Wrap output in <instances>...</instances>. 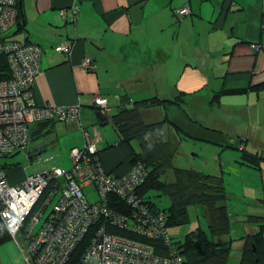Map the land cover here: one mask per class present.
I'll use <instances>...</instances> for the list:
<instances>
[{
	"label": "crops",
	"instance_id": "obj_1",
	"mask_svg": "<svg viewBox=\"0 0 264 264\" xmlns=\"http://www.w3.org/2000/svg\"><path fill=\"white\" fill-rule=\"evenodd\" d=\"M21 1L24 39L15 38L21 33L16 32L17 25L12 38L38 43L43 48L31 103L81 105L79 120L51 123L42 129L41 138L54 132L57 135L53 149L62 160L58 163L56 158L52 165L70 167V151L84 147L85 129L88 139L96 140L101 150L114 145L100 153L104 170L115 176L129 170L128 147L119 145L117 133L115 138L107 137L97 127L111 121L105 120V115L101 120L97 116L101 111L93 105L94 95L110 100L111 109L108 106L101 112H108L109 118L115 106H121L118 101L126 97L132 103L155 95L172 99L179 92L186 93L189 113L174 106L170 118L192 138L226 149H236L237 140L242 139L254 143L250 147L256 150L246 146L248 150L264 155V91L223 96L217 106L210 103L214 92L221 88L264 83V0ZM76 8L79 16L74 20L72 10ZM185 8L188 14H178ZM62 43H71L69 56L54 50ZM86 58L93 59V71L83 66ZM152 114L157 117L161 112ZM89 125L94 128L89 130ZM65 153L68 160L63 158ZM223 164L229 167L227 179L223 178L230 198L233 192L227 187L233 184L228 179L235 173L240 176L234 179L243 186V199H251L252 205L260 201L250 214L263 215L264 165L258 171L236 159ZM27 174L21 172V176L9 180L15 184ZM237 216L233 215V221ZM234 224L235 229L239 228ZM238 244L235 248L241 250ZM22 260L23 252L15 241L0 246V264H24Z\"/></svg>",
	"mask_w": 264,
	"mask_h": 264
},
{
	"label": "built area",
	"instance_id": "obj_2",
	"mask_svg": "<svg viewBox=\"0 0 264 264\" xmlns=\"http://www.w3.org/2000/svg\"><path fill=\"white\" fill-rule=\"evenodd\" d=\"M18 2L19 0H0V57H5L11 73L9 79L0 80V156L5 152L14 153L17 148H24L28 144L29 124L50 120L72 122L80 113L79 105L69 109L31 103L32 88L40 73L43 48L38 43L19 41L9 35L18 24ZM177 12L185 15L189 13V9H180ZM55 51L70 53V46L62 43L55 47ZM90 62V58H86L83 65H90ZM97 96L93 97L94 104L100 107L107 104L105 98ZM98 150L97 141L87 138L83 148L71 150L69 171L63 167L38 165L42 168L31 174L23 184L29 187L31 183L40 188L39 196L43 189L51 187L49 180L55 177V199L62 194L48 217L44 216L43 210L46 211L54 200L47 205L41 203L37 218L30 220L29 225L34 226L41 218L42 229L36 235H32L34 229L26 230V239H29L28 232L34 237L27 244L28 251L32 253H28L27 260H33L34 264H69L83 237L91 226L97 224L91 243L77 264H177L180 261L177 255L171 253V256L166 257L163 253L155 254L152 247L139 240L107 232V225L111 223L137 237L163 238L165 242L169 237L164 211H154L134 193L147 177L143 165H133L126 175L113 176L104 170L98 159ZM44 158L38 156L36 161L52 163L54 156ZM63 177L64 186L61 182ZM5 178L0 168L1 218L10 233H19L29 212L19 213L12 197L19 192L16 191L17 187L6 189ZM87 186L95 187L99 200L89 201L84 198L82 188ZM50 191L52 188L48 192ZM112 195L120 197L131 207L129 215L116 213L109 206L108 198ZM12 215L21 219L15 229L11 227L9 219Z\"/></svg>",
	"mask_w": 264,
	"mask_h": 264
},
{
	"label": "trees",
	"instance_id": "obj_3",
	"mask_svg": "<svg viewBox=\"0 0 264 264\" xmlns=\"http://www.w3.org/2000/svg\"><path fill=\"white\" fill-rule=\"evenodd\" d=\"M21 2L19 0L17 6L18 30L16 32H21L25 29ZM72 12L74 14L73 18L76 20L79 16V11L76 8ZM64 54L69 56V53ZM90 60L92 68H89L88 71H93L96 66L93 59L90 58ZM10 77L11 73L5 57L1 56L0 80L9 79ZM249 90L255 92L264 91V83L250 85L245 88H221L214 92L210 103L217 106L221 104L223 96L246 94ZM185 96L186 93L183 92H179L172 99L155 95L138 101L134 100L132 103H130L128 97H124L125 99L118 101L121 106H115V111L109 114V118L106 115L108 112L104 114V119H109L113 124L119 137V145H126L128 147L129 155L127 163L129 166L143 165L146 169L147 177L134 193H136L143 203H146V206H149L154 211H164L167 218V230L168 228L187 225L190 222V207L203 210L207 218L208 230H205L198 224V226L185 235L183 241H176L169 235L166 241L168 243L163 238L137 237V235L117 228L111 223L107 225V232L139 240L147 246L152 247L155 254L163 253L166 257L171 256V253L177 255L181 258V261L177 264H231L232 238L230 237V232L232 223L235 222L240 229H242L243 225L254 226L253 232L245 234L243 237L244 247L241 251L238 264H264V214H249L243 220L235 219L233 221V216L228 209L230 194L226 190L222 175L205 174L193 168L184 169L175 165V158L179 153L181 143L188 138V135L171 120L170 111L174 106H178L186 113H189L185 107ZM104 98L107 100L109 109H111L110 100L106 97ZM93 105L97 109H100L99 105L94 103ZM79 107L81 109V105ZM158 110L161 112V115L157 117L152 115L151 117H155L154 120H151V117L150 119L146 118L148 112ZM189 117L192 121L196 122L191 116ZM57 122L64 121L53 120L51 122L36 123L31 132L30 139L33 141L41 138L44 126ZM133 143H137L138 149L133 146ZM237 143L236 149L240 152L238 163L258 171L262 170V165H264L263 153L248 150L246 148V140L238 139ZM113 148L114 145H108L102 150L99 148V161L101 162L100 153ZM40 150L41 148L36 151L39 152ZM13 154L5 153L0 157H7ZM53 155L51 154V156ZM31 157L33 158L34 155L32 154ZM1 166L3 169L11 170L18 165L5 162ZM170 174L172 179H168ZM50 188L47 189V192ZM151 192H156L158 196L168 197L170 200L169 206L166 208L159 207L152 200L150 196ZM109 202L116 213L129 215L131 212V207L119 197L112 195ZM39 207L40 204H38ZM29 222L30 220H26L22 225L21 230L23 233L26 232L25 225H29ZM97 226V224L93 225V229L83 237L69 264H77L80 261L91 243V234H93L94 230L96 231ZM37 232L38 230L33 235H36ZM224 237H227V239L221 240ZM23 239L26 242L28 240H26V237ZM10 241H13V238L0 214V246ZM30 262L34 264L33 260H29Z\"/></svg>",
	"mask_w": 264,
	"mask_h": 264
},
{
	"label": "rangeland",
	"instance_id": "obj_4",
	"mask_svg": "<svg viewBox=\"0 0 264 264\" xmlns=\"http://www.w3.org/2000/svg\"><path fill=\"white\" fill-rule=\"evenodd\" d=\"M13 32H14V29L9 32V35L12 36ZM23 35H24L23 32L18 33V34H16L15 38L24 39ZM54 50H55V48H54ZM70 51H71V48H70ZM83 66L89 69V68H91V62H90V65H89V63L88 64L85 63ZM146 85L147 86H153L151 83H147ZM149 95H150V93H149ZM97 97L99 98L100 96H97ZM51 106L55 107V108L58 107L55 105H51ZM107 107H108V104H103V105H101V108L98 110L103 111V110H106ZM217 113H219V112H217ZM150 115L152 116L153 114L150 113ZM219 115H221V114L219 113ZM100 116L103 117L104 113H101ZM146 118L150 119L149 114H147ZM200 118L205 121V118H203V117H200ZM149 119H147V120H149ZM154 119H155V117H151V120H154ZM97 127L99 128V130L106 133L107 137L113 136L115 138V136L117 135L115 130H114L115 128H114L113 124H111V123H107L104 126H97ZM88 128H89V130H91L94 127L89 125ZM54 133L55 134H53V135H48V136L38 138V139L31 141L26 150L24 149L22 151H20V150L16 151V153L14 152V154L11 156L0 157V164H4L5 162L8 164H17L18 166L16 168L11 169V170H13V171H11V176L15 177V178H17L18 176H21V172H24V173L31 172L32 169L34 170L36 167H39L38 165L50 164V163H44L45 160H43V162H37L36 161L37 157H34V159H31L29 157V154L30 153L36 154L37 149H40V147H43L46 145L45 149H44L45 152H43V154L46 155L45 158L51 156V154L56 155V151H55V149H53V144L56 143V141H54V139H56L57 135H56V132H54ZM117 140L119 141V139H117ZM100 145H103V143H101ZM133 146L136 149H138L137 143H133ZM246 146L250 150H256L254 147H252V148L250 147V146H254V143L247 141ZM122 147L124 148V146H122ZM97 154H99V151H97ZM68 157H69L68 153L67 154L65 153L63 155V158H65L66 160H68L67 159ZM57 159H56L57 162L60 163L59 160H62V156H60V157L58 156ZM235 159L238 161L240 159V153L235 148H227L226 149L221 145L214 144L212 142H208V141H205L202 139L187 138V139L183 140L181 143L179 153L175 158V165L179 166L180 168H184V169L193 168L195 170H200V172H203L205 174H214V173L215 174H223V177H225V179H227L226 174H228V173H226V172H228L229 167H227V165L224 166L225 164H223V162H225V160H230L232 162ZM51 161H54V159ZM243 169H245V168H243ZM127 172L125 173V175L127 174ZM107 173H109V172H107ZM229 177L230 178L228 179V181H231L233 185H232V187H229V188L227 187V189L230 193L233 192L232 193L233 195L231 196V198L228 202V209H229V212L232 216L238 214L236 220L237 219L243 220V219L247 218V216L252 211H255L253 206L255 207L256 205H259L260 201H256L254 203V205H252L251 199H248V198L243 199V191L241 190V188L243 186H241L238 183V181L234 179V177H240V176H238V175L235 176V173H233V174H230ZM168 179H172L171 174L168 176ZM245 181L246 180H243V184ZM84 192H85V195H86L88 200H90V201L99 200V195H98V192L95 189V187L89 186V187L84 189ZM150 196H151L152 200L154 202H156L159 205V207H161V208H166L170 204V200L166 196H158L156 192H151ZM57 199H58V197L55 199V201H53L51 203V206L48 207V212L45 214V216L52 210L53 205L56 203ZM109 201H110V197L108 198V204L110 206ZM248 208H250V209H248ZM249 211H251V212H249ZM189 216H190V222L187 225L168 228V233L170 236H172L174 238V240L183 241L185 235L189 231H191L194 227L198 226V224H200L205 230H208L207 218H206L203 210H201L200 208L197 209V208L190 207L189 208ZM42 222H43V220H42ZM234 226H235V224L233 223V226H232V229L230 232V237L232 238V246H231L232 249H231V254H230L231 255L230 263L231 264H238L239 259H240V255H241V250L244 247L243 237L245 234H249V233L253 232L254 226L243 225L242 229H240V228L235 229ZM37 230L38 229H36L35 231H32L33 232L32 235L35 234V232ZM226 239H227V237L221 238V240H226ZM17 240L19 241L21 247H23V250H22V252H23V260H22L23 263L24 264H30L29 260H27V258H25V256L28 255V248H27L26 241L23 239L21 234L17 235ZM237 243H239L238 246L240 248H242L241 250H239L238 248H235V245ZM81 259H82V257H81ZM81 259H80V261H81Z\"/></svg>",
	"mask_w": 264,
	"mask_h": 264
},
{
	"label": "bare ground",
	"instance_id": "obj_5",
	"mask_svg": "<svg viewBox=\"0 0 264 264\" xmlns=\"http://www.w3.org/2000/svg\"><path fill=\"white\" fill-rule=\"evenodd\" d=\"M64 11H66V9H64ZM69 45H71V43H69ZM42 55H43V53H42ZM85 60V59H84ZM40 66H41V64H40ZM92 68V67H91ZM88 69V68H87ZM37 79V78H36ZM75 105H73L72 107H74ZM58 107H63V108H65V107H67V108H69L70 109V107H71V105L70 106H58ZM79 115H80V113H79ZM77 120H79V117H78V115H76L75 116V120L74 121H77ZM51 121H53V120H50V121H47V122H51ZM74 121H72V122H74ZM65 122V121H64ZM66 123V122H65ZM70 123V122H69ZM34 124L32 123V124H29V137H31V132H32V130L34 129ZM83 131V133H84V136H85V145H86V141H87V138H88V136H87V132H86V130L85 129H83L82 130ZM184 131V130H183ZM185 132V131H184ZM187 134V133H186ZM188 135V138H192V136L191 135H189V134H187ZM32 140L30 139L29 140V142H28V144L23 148V147H19V148H17L16 150H14V151H17V150H20V151H22V150H26L27 149V147H28V145H29V143L31 142ZM84 145V146H85ZM75 148H79V147H73V149H75ZM83 148V147H82ZM72 150V149H71ZM43 152H45V150L44 151H39V152H36V154H33L34 155V157H38V156H43V157H46V155L45 154H43ZM5 153H11V152H5ZM70 154H71V151H70ZM32 156V154H30L29 155V157L31 158V159H34V157L32 158L31 157ZM54 161H56V156L54 155ZM70 161H71V159H70ZM53 163V162H52ZM2 164H0V168H1V173H3L5 176H6V178H5V188L6 189H9L10 187H17L16 188V191H18L19 193H15V195H10V196H12L14 199H15V202H16V205L18 206V208H19V213H23V214H25L26 212H29L28 213V215L26 216V220H34V219H36L37 218V216H38V214H39V212L41 211V209L40 208H38V204H44V205H47V204H49L51 201H55V196H56V193H55V190H56V186H55V184H54V180H55V177H52L50 180H49V184H50V186H51V188H52V191H50V192H47V190L46 189H43L42 190V192H41V194L38 196V194H39V191H40V188H37V187H35V186H33L31 183H29V187H27V186H23V184L28 180V178L29 177H31L32 175L31 174H33V173H35V172H37L38 170H40V168H42V167H38V168H36L35 170H31V172H29V174H27L23 179H21L20 181H18L17 183H15V184H12L11 183V181L9 180V177H11V171H13V170H6V169H3L2 168V166H1ZM46 167H49V166H54V165H52L51 163L50 164H48V165H45ZM71 166V165H70ZM62 167V166H61ZM64 168V167H63ZM15 170V169H14ZM70 169L69 168H66V171H69ZM33 171V172H32ZM43 174H44V172H42ZM64 181H65V179H64V177L63 178H61V182H62V185L64 186L65 185V183H64ZM88 187V186H87ZM87 187H85V188H87ZM85 188H82V193H83V196H84V198L85 199H87V197H86V195H85V192H84V189ZM15 191V192H16ZM37 196H38V198H37ZM48 196H50V199H49V197ZM61 196H62V194H60L59 196H58V199H57V201H56V203L59 201V199L61 198ZM1 198H4V197H1ZM37 198V200L35 201V199ZM90 201V200H89ZM89 204H91V203H89ZM48 212V209H46V211H44L43 210V214H44V216H45V214ZM0 214H1V209H0ZM48 215H49V213L45 216V217H48ZM10 223H12V225H11V227L13 228V229H15L17 226H18V224H19V221L21 220V219H19V217L17 216V215H12L10 218ZM41 219V218H40ZM40 219H39V221H38V223L36 224V225H34V226H30V225H25V228H26V230L28 229V230H31V229H38V230H41L42 229V226H40L39 224H40ZM5 224V223H4ZM24 224V223H23ZM22 224V225H23ZM7 227V226H6ZM8 229V228H7ZM22 229V228H21ZM93 229V226H91L90 227V229H89V231L88 232H90V230H92ZM8 231H9V233H10V229H8ZM15 232V231H14ZM94 232H95V230L93 231V234H94ZM19 233H21L22 234V237L23 238H25L26 237V232H22V230L19 232ZM19 233H10V235L12 236V238H13V241H15V243H17L19 246H20V249L21 250H23V247H21V245H20V243H19V241L17 240V235L19 234ZM88 234V233H87ZM93 234H91V237H93ZM27 236H29V239L27 240V244H29L31 241H32V239L34 238V237H31V233L30 232H28L27 233ZM28 253L30 254V255H32V253H30L29 251H28ZM25 258H27V255L25 256ZM94 258V257H93ZM180 258V257H179ZM180 261H181V258H180ZM71 262V260L69 261V263ZM30 264H32V262H30Z\"/></svg>",
	"mask_w": 264,
	"mask_h": 264
},
{
	"label": "water",
	"instance_id": "obj_6",
	"mask_svg": "<svg viewBox=\"0 0 264 264\" xmlns=\"http://www.w3.org/2000/svg\"><path fill=\"white\" fill-rule=\"evenodd\" d=\"M97 114V116L100 118V120L102 119V117L100 116L101 115V113L100 112H97L96 113Z\"/></svg>",
	"mask_w": 264,
	"mask_h": 264
},
{
	"label": "clouds",
	"instance_id": "obj_7",
	"mask_svg": "<svg viewBox=\"0 0 264 264\" xmlns=\"http://www.w3.org/2000/svg\"><path fill=\"white\" fill-rule=\"evenodd\" d=\"M101 108V107H100ZM102 111V110H101Z\"/></svg>",
	"mask_w": 264,
	"mask_h": 264
}]
</instances>
